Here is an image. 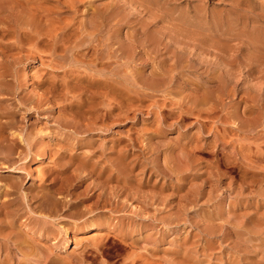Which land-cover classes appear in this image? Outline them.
I'll use <instances>...</instances> for the list:
<instances>
[{"label": "rangeland", "instance_id": "obj_1", "mask_svg": "<svg viewBox=\"0 0 264 264\" xmlns=\"http://www.w3.org/2000/svg\"><path fill=\"white\" fill-rule=\"evenodd\" d=\"M4 1L2 264H264V0Z\"/></svg>", "mask_w": 264, "mask_h": 264}, {"label": "bare ground", "instance_id": "obj_2", "mask_svg": "<svg viewBox=\"0 0 264 264\" xmlns=\"http://www.w3.org/2000/svg\"><path fill=\"white\" fill-rule=\"evenodd\" d=\"M13 1V0H12ZM6 5V3H5V1L3 2V0H0V10L1 9H5V8H7V6L8 5H4V4ZM9 3V2H8ZM10 5V4H9ZM12 5V4H11ZM11 8H12V6H11ZM28 66V65H27ZM26 71V70H25ZM26 74V73H25ZM27 76V75H26ZM26 78H28V77H26ZM39 161V160H38ZM95 242H97V241H95ZM98 243V242H97ZM107 256H110V257H113L112 256V254L109 252V253H107ZM126 257V256H125ZM129 257V256H128ZM133 259H134V257H132V259H131V262H133ZM130 261V260H129ZM0 264H2V262L0 261ZM58 264H61V263H58Z\"/></svg>", "mask_w": 264, "mask_h": 264}]
</instances>
